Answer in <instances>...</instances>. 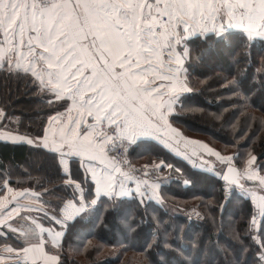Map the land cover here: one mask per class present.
I'll use <instances>...</instances> for the list:
<instances>
[{"label":"snow or ice","instance_id":"snow-or-ice-1","mask_svg":"<svg viewBox=\"0 0 264 264\" xmlns=\"http://www.w3.org/2000/svg\"><path fill=\"white\" fill-rule=\"evenodd\" d=\"M255 42L264 45V0H0V80L24 81L52 113L33 140L11 129L20 118L0 106V129L7 128L0 141L42 147L66 177L57 195L55 188L18 191L9 186L11 174L0 173V262L60 264L54 249L85 218L99 214L140 239L145 254L157 257L149 264H172L169 256L182 255L183 247L169 237V225L145 215L162 186L150 179L152 171L174 166L161 160L136 170L120 152L152 142L193 169L199 161L201 172L250 198L244 264L249 254L251 264H264V163L249 154L238 168V153L224 155L175 126L194 102L193 75H204L212 53L241 46L250 55ZM210 83L200 79L199 91ZM221 87L232 94L230 107L213 119L235 127L248 118L238 113L256 85L233 77ZM25 199L31 202L21 203Z\"/></svg>","mask_w":264,"mask_h":264},{"label":"trees","instance_id":"trees-1","mask_svg":"<svg viewBox=\"0 0 264 264\" xmlns=\"http://www.w3.org/2000/svg\"><path fill=\"white\" fill-rule=\"evenodd\" d=\"M212 56L215 59L208 61L204 75H193V87L197 89L193 94L194 102L181 113L175 126L189 138L208 143L222 154L238 153L234 161L238 168L249 154L257 157V164H262L264 89L260 88V81L264 80V45L253 43L250 55L247 47L237 46L230 52L212 53ZM233 77L256 85L246 106L238 113H247L248 118L235 127L221 125L212 115L230 107L227 101L232 94L221 86L226 87ZM205 78L211 83L201 93L199 80ZM40 97L41 94L29 90L24 81L0 80V106H6L9 112L20 118L19 123L14 121L11 128L23 135H40L47 116L52 115L49 103ZM151 143L133 145L129 156L138 163L163 160L174 166L162 169L167 176L158 179L163 180L159 188L160 199L147 203L145 215L146 220L159 217L169 225V237L183 247L182 255L177 252L169 256L172 264H176L177 259L194 260L196 264H244L245 253L241 245L246 243L243 237L250 230L253 211L250 198L235 190L224 199L222 181H218L214 174L206 169L201 172L200 166L193 169L192 165L162 147L158 150L152 148ZM176 168L181 171L177 172ZM0 173L11 174L12 186L36 190L55 188L57 195L63 191L65 177L56 172L50 155L42 147L25 142L0 141ZM38 183L42 187H37ZM54 199L52 196L51 200ZM136 207L133 203L130 210ZM103 209L101 205L99 211L102 213ZM140 211L144 212L143 206ZM144 231L147 233L148 229ZM141 245L140 239L117 229L111 218L103 220L98 214L85 218L78 225V231L69 233L62 246L54 250L59 252L60 264H149L157 257L146 255ZM247 260L251 264L250 254Z\"/></svg>","mask_w":264,"mask_h":264},{"label":"crops","instance_id":"crops-1","mask_svg":"<svg viewBox=\"0 0 264 264\" xmlns=\"http://www.w3.org/2000/svg\"><path fill=\"white\" fill-rule=\"evenodd\" d=\"M60 111H62V109L60 110ZM46 123H47V121H46ZM12 129V128H11ZM13 131H15L14 129H12ZM0 131H7V128H4V129H0ZM20 135H23V134H21V133H19ZM40 135H43V129H42V131H41V133H40ZM28 137H30V136H28ZM30 138H32L33 140H36V138L37 137H30ZM8 142H11V141H8ZM11 143H13V142H11ZM17 143V142H16ZM26 143V142H25ZM38 144L39 143H42V142H40V141H38L37 142ZM34 146H36V145H34ZM131 158V157H130ZM132 161H134L133 159H131ZM134 162H136V161H134ZM137 164H140V165H149V166H153V165H155V164H159L160 163V161H152V162H150V163H138V162H136ZM167 167H165V169H166ZM155 173H156V179L154 180V182H158V183H162V179L161 180H158L160 177L162 178H164V176H165V179H166V176H167V173L166 174H163L162 173V170H160V171H155ZM159 173V175H158V177H157V174ZM65 179H66V177H65ZM64 179V180H65ZM63 183H64V181H63ZM10 187H13L14 189H16V190H18V191H20V190H23V189H29V190H35V191H43V190H36V189H34V188H29V187H20V186H12V185H9ZM6 191V190H5ZM4 194H5V192H1L0 193V196H4ZM51 198H52V196H49V197H44V199H49V200H51ZM158 199H160V194H159V189H158V198L157 199H154V200H158ZM29 202H31V201H29L28 199H25V200H22L21 201V203H29ZM33 215H36L35 213H32ZM18 224H22L23 223V220H20V221H18L17 222ZM49 245H51V244H49ZM0 264H3V262H0Z\"/></svg>","mask_w":264,"mask_h":264},{"label":"built area","instance_id":"built-area-1","mask_svg":"<svg viewBox=\"0 0 264 264\" xmlns=\"http://www.w3.org/2000/svg\"><path fill=\"white\" fill-rule=\"evenodd\" d=\"M132 146L133 145H129L128 146L127 153H124V150L123 149H120L122 158H124V159H126L128 161L129 166L131 168L142 171L144 169L145 165L137 164L136 162L132 161L131 158H130V156H129V151H130V149H131ZM150 179L153 180V181L156 179V173H155V171H152V174H151ZM221 188H222V191H223V197H224V199H227L230 196V194L233 192V191L226 190L225 185L223 184V182L221 184Z\"/></svg>","mask_w":264,"mask_h":264},{"label":"rangeland","instance_id":"rangeland-1","mask_svg":"<svg viewBox=\"0 0 264 264\" xmlns=\"http://www.w3.org/2000/svg\"><path fill=\"white\" fill-rule=\"evenodd\" d=\"M224 155H231V154H229V153H228V154H225V153H224ZM209 159H210V160H214L215 158H214V157H211V158H209ZM245 162H246V161H245ZM245 162L243 161V163H240V164H239V166H240L239 168H243V167L245 166ZM241 164H242V165H241ZM196 166H200V165H199V161H197ZM158 175H159V173L157 174V177H158ZM249 183H251V182H249ZM237 190H238V189H237ZM238 191H239V190H238ZM257 219H259V216H257ZM249 225H250V223H249Z\"/></svg>","mask_w":264,"mask_h":264}]
</instances>
